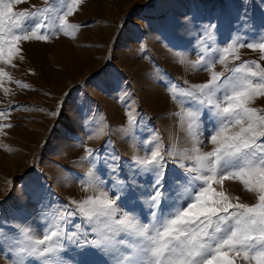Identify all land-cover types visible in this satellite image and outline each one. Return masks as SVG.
Wrapping results in <instances>:
<instances>
[{"label": "rangeland", "instance_id": "obj_1", "mask_svg": "<svg viewBox=\"0 0 264 264\" xmlns=\"http://www.w3.org/2000/svg\"><path fill=\"white\" fill-rule=\"evenodd\" d=\"M68 2L13 5L14 11L42 12L39 19L55 34L47 42L22 41L11 64L0 61L8 73L0 76V264H11L5 250L31 264H78L80 246L102 234V246L87 249L90 264H132L142 255L143 238L132 230L116 232V221L134 216L139 225H150L152 212L192 190L178 165L195 168L188 158L193 149L213 148L216 118L193 88L210 79L206 65L224 73L222 80L245 62L264 67V53L247 47L264 42V0H80L67 22L81 27L65 36L58 25ZM229 44L236 45L239 59L230 55L220 64ZM249 106L264 115V96ZM190 112L196 116L195 140ZM157 147L165 156L168 197L159 209L151 202L153 173L135 162ZM86 149L93 150L90 156ZM214 187L233 203L258 202V194L239 180ZM102 193L119 195L113 217L81 224L78 215L79 227L60 219L69 201ZM58 229L66 232L63 238L37 243ZM49 244L53 251L45 253ZM234 264L248 262L236 257Z\"/></svg>", "mask_w": 264, "mask_h": 264}, {"label": "snow or ice", "instance_id": "obj_2", "mask_svg": "<svg viewBox=\"0 0 264 264\" xmlns=\"http://www.w3.org/2000/svg\"><path fill=\"white\" fill-rule=\"evenodd\" d=\"M22 2L25 0H0V61L7 64H11L14 56L21 51L22 41L47 42L55 34L39 19L42 12L13 10L14 4ZM79 3L80 0H70L66 10L59 16L58 28L65 36L74 34L70 29L81 27L67 22V17L74 14ZM208 27L215 28L216 25L209 24ZM247 47L264 53V42L247 44ZM230 55L239 59L235 44L222 49L219 63L225 64ZM253 63L245 62L234 67L231 75L223 80L224 73L216 72L211 65H206L211 73L210 79L193 86L196 92L206 97L200 103L210 105L211 115L216 118L218 127L210 135L213 148L206 152L199 148L193 149L196 154L188 158L194 159L195 168H186L182 163L178 165L185 168L188 174L185 179H190L192 190L186 197L169 204L166 210L152 212L153 222L150 225H139L134 216H125L116 221V232L132 230L133 234L143 238L142 255L134 259L132 264H234L236 257H242L248 264H264V142H259L264 137V115L257 108L249 106L257 96H264V67L258 63L252 67ZM0 76H8V73L0 69ZM171 91L175 92L176 87L173 86ZM180 91L186 97L195 96L193 91ZM173 98L176 99L175 94ZM189 114L192 116L189 128L195 140L196 116L191 112ZM127 115L128 122L134 123V115ZM92 151L86 149L89 156ZM135 162L143 171L153 173L155 191L151 195L152 207L159 209L162 199L167 204L168 197L164 196L163 191L164 152L157 147L151 151L150 158L135 159ZM193 172L198 174L191 176ZM228 179L239 180L246 190L256 192L258 202L254 205L233 203L222 188L217 190L214 187L222 186ZM101 196L83 202L69 201L62 210L66 215L62 214L60 219L73 227H79L80 224L76 223L78 215L81 224L90 223L94 217H113L117 212L115 205L119 195L116 199L108 198L107 193ZM181 200L184 202L181 203ZM65 235L66 232L62 233L58 229L37 243L44 245L53 241L54 237L63 238ZM104 239L102 234L100 240L85 241L80 246L83 259L78 264H90L88 257L93 253L87 249L101 247ZM56 246L62 247L59 239ZM52 251L51 244L44 249L45 253ZM4 255L11 264H31V261L26 262L23 257H17L7 250Z\"/></svg>", "mask_w": 264, "mask_h": 264}]
</instances>
